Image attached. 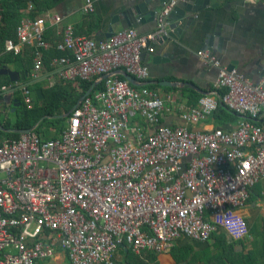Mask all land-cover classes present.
I'll list each match as a JSON object with an SVG mask.
<instances>
[{"label": "built area", "instance_id": "obj_1", "mask_svg": "<svg viewBox=\"0 0 264 264\" xmlns=\"http://www.w3.org/2000/svg\"><path fill=\"white\" fill-rule=\"evenodd\" d=\"M95 1H84L83 15L95 12ZM180 1L164 4L153 32L121 30L101 42L76 36L58 14L31 18L33 5L23 11L17 41L7 40L5 53L34 49L30 79L40 78L45 53L56 49L72 54L51 60L58 80L101 81V89L71 111L57 139L33 130L1 141L0 264H115L119 249L160 256L183 240L249 237L238 212L264 182V77L255 83L201 50L199 58L218 76L196 106L179 109L184 126H163L173 94L149 88L142 56L168 34ZM50 26L62 38L56 45L46 40ZM56 82L48 80L50 87ZM17 90L34 107L28 85L17 82L0 89L1 100L8 98L3 111L14 106ZM220 105L240 118L237 126L193 128Z\"/></svg>", "mask_w": 264, "mask_h": 264}, {"label": "crops", "instance_id": "obj_2", "mask_svg": "<svg viewBox=\"0 0 264 264\" xmlns=\"http://www.w3.org/2000/svg\"><path fill=\"white\" fill-rule=\"evenodd\" d=\"M84 1L63 0L51 13L60 15L65 25H72L74 31L81 33L79 36L88 37L96 42L106 41L112 33L129 29L122 13L132 9L139 2V0H97L95 1V12L83 15ZM210 1L208 9L191 15L188 24L185 21L182 22L177 33L171 30L167 42L159 44L154 52H146L144 63L151 72L149 83L153 87L152 90H157L161 94H173L174 104L167 107L162 118L163 126H184L179 109L183 106L189 107L192 98L204 96L218 76V69L205 65L198 56L199 51L210 50L205 44L208 34L219 32L224 41L221 50H211L222 65L227 68L233 65L245 78L255 83L263 77L264 0ZM85 23L88 25L82 28L81 25ZM91 25L95 26L89 29ZM146 25H150V22ZM58 32L59 29L56 26H50L46 34L48 33L49 39L54 40L55 34L59 36ZM68 56L72 58V54ZM9 69L15 71L12 68ZM52 76L57 80L56 85L64 82L58 80V74ZM43 78H46L44 80L46 87H50L48 80L51 77ZM15 83L17 82L11 84ZM19 83L22 84L23 81ZM168 83L172 86L166 87ZM69 114L59 118L67 119ZM239 121L240 118L234 122L220 124L214 115L193 128L196 130H211L214 127L228 129L237 126ZM238 215L245 219L249 227V237L240 241L244 244V252L253 251L255 246L259 248L264 231V182L257 184L251 190L246 206L239 210ZM228 242L230 243L229 240ZM194 245L197 244L187 240L175 243L170 252L159 256L161 264H177L172 252L188 248L197 251ZM122 260V256L119 255L114 262L120 263ZM185 262L184 260V264Z\"/></svg>", "mask_w": 264, "mask_h": 264}, {"label": "trees", "instance_id": "obj_3", "mask_svg": "<svg viewBox=\"0 0 264 264\" xmlns=\"http://www.w3.org/2000/svg\"><path fill=\"white\" fill-rule=\"evenodd\" d=\"M63 0H0V89L3 86L10 85L12 82L9 76L1 74L3 68H12L17 72L32 73L34 68V49L32 47H26L23 54L15 55L13 53H5V43L7 40L17 41V28L24 17L23 11L28 9L30 5L34 6V10L31 13V18L47 14L56 8ZM92 21V20H90ZM88 24H82V26ZM95 25H91L88 28H92ZM83 28V27H82ZM82 30V29H81ZM75 35H81L80 32L75 31ZM92 34V33H91ZM46 40L50 42L48 33L46 34ZM55 39L51 40V44L56 45L60 41V36L55 34ZM66 53H62L56 49H51L45 53L44 75L38 79H30L23 82L28 83L30 90L42 89L44 93V99L34 104V107L28 109L24 104L21 92L17 90L14 93V104H18L19 107L14 109L11 107L8 111L0 110V123L5 129L10 130H22L26 131L32 129L38 125L35 132L44 139H57L59 134L67 128V124L64 127L63 121L67 119H60L71 113V111L77 106L81 98H83L91 89L93 83L90 82H78L69 83L63 82L55 87H46L43 77H51L56 74L55 70L51 67V60L53 58H61ZM119 79L124 80L122 77ZM149 88H153L149 86ZM101 89V85L96 89ZM202 97V96H201ZM201 97H194L190 101V106H196ZM1 100V98H0ZM56 117V118H53ZM215 119L220 124H225L229 121L239 120V117L229 112L223 105L218 107L215 112ZM51 123L52 127L48 124ZM55 132V133H53ZM20 134L15 132H2L0 131V143L4 139H17ZM214 243L208 244V249L202 251H196L193 248L186 250H175L172 252L173 258L177 264H264V231L263 237L260 240V247H254V250L244 252L243 242H235L230 244L225 234H217L213 237ZM60 253V249H57ZM121 255L123 260L120 263L115 264H161L159 256L153 253H146L141 256L133 254L130 250L119 249L118 254Z\"/></svg>", "mask_w": 264, "mask_h": 264}, {"label": "water", "instance_id": "obj_4", "mask_svg": "<svg viewBox=\"0 0 264 264\" xmlns=\"http://www.w3.org/2000/svg\"><path fill=\"white\" fill-rule=\"evenodd\" d=\"M169 0H139L138 4L135 5L132 9H129L125 12H123V17L125 18L127 27L129 29H135L139 35H145L148 33H151L155 30L157 27V16L160 13V11L163 9L164 4ZM210 0H182L178 3V5L174 8V10L171 12L169 16V20L171 24L168 27V34L159 41V44H163L165 41L167 42L169 39V32L171 30H174L175 33L178 31V27L182 22H187V24L191 20V15L197 14L199 12H202L205 9H208V6L210 5ZM147 22H150V25H146ZM113 32V31H112ZM114 33H112L108 39L112 37ZM223 39L219 32L208 34L205 44L209 47L210 50L216 51V49L221 50L223 48ZM158 44V45H159ZM156 45L153 47V52L155 51ZM143 61H146V52L143 53ZM229 70L235 69L233 65L228 67ZM264 73V71H263ZM1 74L8 75L10 77V80L12 82H19L23 81L25 82L29 76L27 72H17L13 71L9 68H3L1 70ZM124 79L130 83V85L134 87H141V84L136 82L134 79L126 75L125 73L122 74ZM264 77V74H262ZM104 80V79H103ZM101 83V81H97L95 84L92 85L90 91L79 101L77 106L73 109L75 110L87 97H89L94 90L98 87V85ZM28 84V83H26ZM172 85L170 83L167 84L166 87H171ZM31 97L35 102L42 101L44 99V93L42 89H36L32 90ZM8 101V98H4L0 101V104L5 103ZM19 107L18 104H14V109ZM67 118V117H65ZM38 125L34 126L32 129L22 131V130H7L4 128V126L0 123V131L2 132H15L18 134H24V133H30L33 130H36Z\"/></svg>", "mask_w": 264, "mask_h": 264}, {"label": "flooded vegetation", "instance_id": "obj_5", "mask_svg": "<svg viewBox=\"0 0 264 264\" xmlns=\"http://www.w3.org/2000/svg\"><path fill=\"white\" fill-rule=\"evenodd\" d=\"M0 106L3 108L4 104L1 103ZM190 243H193V242H190ZM195 244H197V245H194L197 251H202L208 247V244H204V243H195Z\"/></svg>", "mask_w": 264, "mask_h": 264}, {"label": "rangeland", "instance_id": "obj_6", "mask_svg": "<svg viewBox=\"0 0 264 264\" xmlns=\"http://www.w3.org/2000/svg\"><path fill=\"white\" fill-rule=\"evenodd\" d=\"M45 82V81H44ZM46 83V82H45ZM2 115L0 114V117H1ZM66 124H67V121L66 120H64L63 121V125L61 126V127H65L66 126ZM50 125V127H52V125H51V123H49L48 124V126ZM119 256V255H118ZM118 256H117V258H118ZM44 264H56V262H54V261H51V260H48V261H46ZM62 264H68L66 261H64Z\"/></svg>", "mask_w": 264, "mask_h": 264}, {"label": "clouds", "instance_id": "obj_7", "mask_svg": "<svg viewBox=\"0 0 264 264\" xmlns=\"http://www.w3.org/2000/svg\"><path fill=\"white\" fill-rule=\"evenodd\" d=\"M32 91V90H31ZM1 101V100H0ZM4 104V103H3ZM3 109L2 107H0V110Z\"/></svg>", "mask_w": 264, "mask_h": 264}]
</instances>
